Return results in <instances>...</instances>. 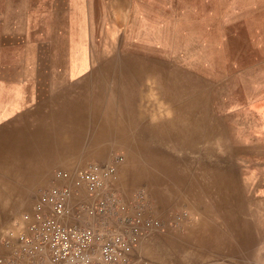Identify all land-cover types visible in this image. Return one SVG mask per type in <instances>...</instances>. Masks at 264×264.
I'll use <instances>...</instances> for the list:
<instances>
[{
	"label": "rangeland",
	"instance_id": "1",
	"mask_svg": "<svg viewBox=\"0 0 264 264\" xmlns=\"http://www.w3.org/2000/svg\"><path fill=\"white\" fill-rule=\"evenodd\" d=\"M38 1L0 0V82L36 84L43 78L11 72L56 66L50 60L55 46L44 29L47 16L39 12ZM96 4L102 12L76 14L89 26L74 28L78 39L73 52L87 53L89 69L96 64L127 75L89 76L99 81L98 102L104 94L123 103L146 101L153 106L152 118L167 117L164 141L176 153L178 180L189 186L194 178V205L209 199L215 219L209 225L211 239L226 249L225 256L219 254L211 263L201 261L192 246L183 254L178 244L185 233L174 224L182 208L173 207L158 214L164 227L141 240L139 264H224V259L226 264H264V0ZM85 31L86 45L80 40ZM177 136L190 144L197 141L198 149L183 150ZM128 143L123 137L109 142L105 155L89 157L73 168L105 161L113 151L124 154L122 166L131 157ZM13 161L15 169L19 160ZM31 202L0 220V253L13 217ZM192 205L183 206L190 216ZM200 206V212L205 210Z\"/></svg>",
	"mask_w": 264,
	"mask_h": 264
},
{
	"label": "crops",
	"instance_id": "2",
	"mask_svg": "<svg viewBox=\"0 0 264 264\" xmlns=\"http://www.w3.org/2000/svg\"><path fill=\"white\" fill-rule=\"evenodd\" d=\"M38 3L39 12L47 16L43 21L44 29L48 30L46 34L55 46L50 60L56 66L11 72L16 73V77L43 78L36 84H24L21 80L0 82V220L14 212L17 206L33 202L40 191L51 184L55 169L75 171L81 167L73 168L76 164L94 155H105L109 142L122 137L129 142L131 157L119 166L116 183L119 191L129 201L134 200L139 191H144L150 210L161 220L158 214L173 207L182 208L178 212H188L183 206L193 204L190 196L194 195L191 183L194 178L188 180L189 186L178 180L176 153L171 152L164 141L169 134V130L163 128L169 125L167 117L152 118L153 106L146 101L123 103L111 100V95L105 99L104 94L98 102L99 81L90 80L89 76L126 74L117 68L99 70L96 64L94 70L89 69L87 53L73 52L74 39H78L74 28L86 30L89 26L87 19L78 20L76 14L102 12L97 9L96 0H40ZM83 39L86 45V31L80 36L81 42ZM122 115L125 119H121ZM173 137L170 133V139ZM177 138L182 141L183 150L198 149L197 141L192 140L190 144ZM14 157L19 162L12 169ZM87 199L89 195L80 193L72 204ZM201 204L205 205V210L200 212ZM210 204L206 198L192 205L193 215L188 213L179 228L185 234L178 247L184 254L192 246L201 261L211 263L215 256H225L226 249L211 239L209 225L215 219L209 212ZM198 211L199 214L194 213Z\"/></svg>",
	"mask_w": 264,
	"mask_h": 264
},
{
	"label": "built area",
	"instance_id": "3",
	"mask_svg": "<svg viewBox=\"0 0 264 264\" xmlns=\"http://www.w3.org/2000/svg\"><path fill=\"white\" fill-rule=\"evenodd\" d=\"M124 160L113 151L75 171L55 169L51 184L6 229L0 264H139L141 240L164 223L144 191L129 201L116 187ZM80 193L89 199L72 204ZM187 216L178 212L175 226Z\"/></svg>",
	"mask_w": 264,
	"mask_h": 264
},
{
	"label": "bare ground",
	"instance_id": "4",
	"mask_svg": "<svg viewBox=\"0 0 264 264\" xmlns=\"http://www.w3.org/2000/svg\"><path fill=\"white\" fill-rule=\"evenodd\" d=\"M88 15H89V14H88ZM10 36H11V35H10ZM240 44H241V43H240ZM144 53H145V52H144ZM144 53H143V54H144Z\"/></svg>",
	"mask_w": 264,
	"mask_h": 264
}]
</instances>
